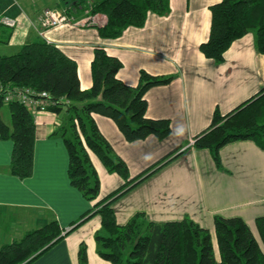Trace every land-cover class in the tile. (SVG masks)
I'll return each instance as SVG.
<instances>
[{
	"label": "crops",
	"instance_id": "obj_1",
	"mask_svg": "<svg viewBox=\"0 0 264 264\" xmlns=\"http://www.w3.org/2000/svg\"><path fill=\"white\" fill-rule=\"evenodd\" d=\"M26 1L28 7L20 0H0V18L16 21L13 29L0 26V55L13 54L36 40L51 43L76 62L82 90L92 85L90 66L96 48L121 62L117 77L128 86L138 85L140 71L171 79L145 95L147 117L170 122V134L163 140L149 136L127 142L113 121L93 116L130 176L184 145L174 161L114 202L117 223L125 225L137 213L158 224L187 218L208 230L216 257L215 216L239 217L257 235L255 219L264 215V150L251 140L228 143L219 150L218 169L207 150L189 147V140L211 124L214 111L224 115L264 88V56L257 52L252 33L232 42L222 62L199 51L209 36L210 7L221 0H169L166 16L149 14L143 27L127 28L116 39L101 38L94 27L74 25L39 36L41 12L65 9L69 0ZM76 1L80 0L71 3ZM64 119L49 111L36 114L33 171L23 181L9 172L11 141L0 139V248L52 219L68 230L91 208L92 203L69 181L68 152L61 137ZM88 156L102 196L122 184L95 155L88 152ZM100 228L101 220L95 216L32 264H78L81 244L86 246L88 264H111L97 252L95 236Z\"/></svg>",
	"mask_w": 264,
	"mask_h": 264
},
{
	"label": "trees",
	"instance_id": "obj_2",
	"mask_svg": "<svg viewBox=\"0 0 264 264\" xmlns=\"http://www.w3.org/2000/svg\"><path fill=\"white\" fill-rule=\"evenodd\" d=\"M74 4V8L84 6L86 0ZM169 10V0L91 3V14L106 18V23L96 28L103 39H116L127 28L143 27L149 14L164 17ZM210 12L209 36L199 46L205 58L222 62L232 42L248 33L254 35L256 50L264 56V0H221L210 7ZM120 68L121 62L116 57L96 48L90 66L92 85L82 90L76 62L51 43L36 40L22 45L13 54L0 55L2 85L47 93L48 100L55 103L47 111L63 115L67 120L61 128V137L68 152L69 181L92 203L68 230L52 219L19 241L3 245L0 264H32L94 216L101 220V229L95 236L98 255L111 264H264V215L254 222L259 239L241 218L215 216L218 257L208 230L187 218L158 224L137 213L127 224L117 223L114 202L174 161L184 148V145L174 148L134 176L113 155L93 116L113 121L127 142L149 136L163 140L171 131L168 120L147 117L145 97L150 88L165 85L171 79L140 71L138 85L128 86L117 77ZM0 139L12 143L10 174L21 181L30 178L35 144L33 117L18 103H4L1 95ZM192 140L189 147L207 150L218 169L221 168L219 150L228 143L251 140L264 150V88L224 115L214 111L211 124ZM88 152L122 180L117 189L105 196L100 197V181ZM78 264H88L84 244L78 249Z\"/></svg>",
	"mask_w": 264,
	"mask_h": 264
},
{
	"label": "built area",
	"instance_id": "obj_3",
	"mask_svg": "<svg viewBox=\"0 0 264 264\" xmlns=\"http://www.w3.org/2000/svg\"><path fill=\"white\" fill-rule=\"evenodd\" d=\"M77 13H79V16H77ZM105 23V16L91 14V4L89 3L77 8L69 7L62 10L44 9L39 16L37 33L39 36H43L46 31L65 25H74L80 28H97L103 26ZM0 26L13 29L16 26V21L2 16L0 18ZM0 95L4 103L15 102L28 109L33 120L38 112L47 111L49 106L55 105L54 101L48 100L47 93L37 92L31 88L9 87L0 83ZM192 145L193 140H190L189 146Z\"/></svg>",
	"mask_w": 264,
	"mask_h": 264
},
{
	"label": "rangeland",
	"instance_id": "obj_4",
	"mask_svg": "<svg viewBox=\"0 0 264 264\" xmlns=\"http://www.w3.org/2000/svg\"><path fill=\"white\" fill-rule=\"evenodd\" d=\"M20 1L22 2V4H23L24 6H27V7L29 6V5H28V4H29L28 1H26V0H20ZM71 2H73V0H69V1H68L67 5H66L67 8H69V6H70V7H73V6L75 5V4H72ZM87 3L91 4L92 1H90V0H86V4H87ZM98 15H101V14H98ZM2 113H3V115L6 117V115H5V114H6V109H5V108L2 109ZM65 124H67V120H66V119H64V126H65ZM68 127H69V125H68ZM189 143H190V140H189ZM109 193H110V192H108V194H109ZM105 194H106V193H105ZM103 196H105V195H103ZM100 197H102L101 194H100ZM94 217H95V216H94ZM94 217H92V218H94ZM96 217H99V216H96ZM92 218H90L89 220H91ZM89 220H88V221H89ZM148 220H149V219H148ZM88 221H86V222H88ZM86 222H85V223H86ZM85 223H83V224H85ZM165 223H166V222H165ZM83 224H82V225H83ZM100 229H101V228H100ZM257 239H259V238H258V235H257ZM128 250H129V249H128Z\"/></svg>",
	"mask_w": 264,
	"mask_h": 264
}]
</instances>
